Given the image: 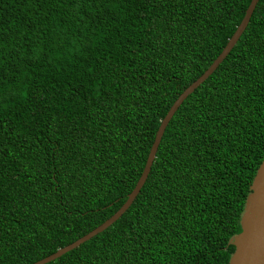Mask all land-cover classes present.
<instances>
[{
  "label": "trees",
  "instance_id": "obj_1",
  "mask_svg": "<svg viewBox=\"0 0 264 264\" xmlns=\"http://www.w3.org/2000/svg\"><path fill=\"white\" fill-rule=\"evenodd\" d=\"M249 1L0 0V264H32L123 204ZM263 157L258 0L127 210L47 264H227Z\"/></svg>",
  "mask_w": 264,
  "mask_h": 264
},
{
  "label": "water",
  "instance_id": "obj_2",
  "mask_svg": "<svg viewBox=\"0 0 264 264\" xmlns=\"http://www.w3.org/2000/svg\"><path fill=\"white\" fill-rule=\"evenodd\" d=\"M257 1L258 0L249 1L240 23L235 28L221 52L207 67V69L177 96L168 111L165 113L155 132L142 171L123 204L109 218L85 235L32 264H47L59 258L63 254L75 249L82 243L101 233L127 210L146 180L154 160L158 144L169 120L185 98L201 83H203L227 56L244 31ZM239 223V234L231 237L227 242L228 245H231L234 248L227 264H264V157L251 180L249 192L244 199Z\"/></svg>",
  "mask_w": 264,
  "mask_h": 264
}]
</instances>
